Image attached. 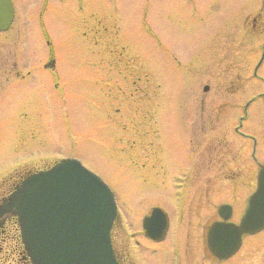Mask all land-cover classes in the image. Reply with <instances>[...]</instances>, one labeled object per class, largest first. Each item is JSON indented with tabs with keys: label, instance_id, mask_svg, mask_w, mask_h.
<instances>
[{
	"label": "rangeland",
	"instance_id": "374dc122",
	"mask_svg": "<svg viewBox=\"0 0 264 264\" xmlns=\"http://www.w3.org/2000/svg\"><path fill=\"white\" fill-rule=\"evenodd\" d=\"M14 6L25 28L38 29L43 9L54 68L43 66L46 46L30 49L22 33L10 53L0 48V93L12 80L0 100V186L32 167L78 159L115 194L113 239L130 252L133 240L146 246L141 220L154 206L180 218L186 200L184 223L199 225L229 203L231 220L240 218L264 162V0ZM31 62V82L14 81ZM219 264H264V228Z\"/></svg>",
	"mask_w": 264,
	"mask_h": 264
},
{
	"label": "water",
	"instance_id": "95a60500",
	"mask_svg": "<svg viewBox=\"0 0 264 264\" xmlns=\"http://www.w3.org/2000/svg\"><path fill=\"white\" fill-rule=\"evenodd\" d=\"M12 17L11 0H0V30L8 27ZM5 208L18 216L33 264H118L109 235L116 215L114 194L76 158L61 159L26 176L8 196ZM219 213L222 220L208 227L207 246L218 258H226L239 248L242 234L264 228V163L239 222L227 221L229 205H221ZM164 218L159 208H153L143 218L145 233L161 235Z\"/></svg>",
	"mask_w": 264,
	"mask_h": 264
},
{
	"label": "flooded vegetation",
	"instance_id": "af4514ba",
	"mask_svg": "<svg viewBox=\"0 0 264 264\" xmlns=\"http://www.w3.org/2000/svg\"><path fill=\"white\" fill-rule=\"evenodd\" d=\"M12 1L14 5V0ZM43 19L44 14L42 9L37 11L36 13V21L39 25L38 29L34 28L32 25H29L25 28V21L24 19L22 20V18L17 16V10L14 6V16L11 24L6 30L0 31V48H5L10 53V46L15 40L14 37L16 36L18 38L19 33H22L24 34V36L22 35V40L26 41L28 46H30V49H34V46L39 45V43H43L46 46V48L48 49V57L46 58L45 63H43V66L45 65L46 67H48V69L53 70L54 41L49 34L48 29L46 28V26H44ZM15 23L16 26H14ZM30 61L33 60L31 59ZM7 62L8 63L5 65L4 70H7L11 66V63L9 61ZM26 65L28 64L25 63V66ZM31 70L32 62L30 63L29 68H25V73L18 76L19 79H15L14 81H20L23 83L31 82V78H33ZM8 72H10V70H8ZM0 77L2 76L0 75ZM3 77H10V74L5 73ZM9 81L11 82V84L6 86L5 88L2 87L4 89L1 90L2 93H0V100L2 99V97L5 98L8 95L9 88H11L12 85V80ZM35 81L37 83L43 82V80L39 78H36ZM51 82H53V86H57L56 81L52 79ZM40 168H43V165L32 167V170L30 169V171H34ZM28 172L29 171H27L26 173ZM182 172L183 174L186 173L184 171ZM25 174L19 175L16 181H12L10 184L8 183L7 186H0V264H32L31 258L25 250L24 244L21 239L17 216L1 208L5 197L13 190L14 186ZM184 175L187 176V174ZM177 199V201L175 200L176 205L180 207V205H182L181 195L177 196ZM186 204L187 201L185 200L181 208L182 210L180 211V218H174L173 216L171 217V215L165 212L167 216V224L165 232L161 237L150 238L141 231L142 237L147 240L145 244L146 246H141L139 243L137 245V241L133 240L131 246L136 249L133 253L135 254V256L132 254L133 248H131L130 252L125 243H122L120 246H116L117 243L114 242L112 235L115 255L119 264H140V260L138 258L139 254L143 257L150 256L157 259L160 263L164 262L165 264H204V258L209 259L208 262L210 261V263L212 264H219L220 261H224L230 258L231 256L224 259L218 258L213 255L206 246L208 226L213 221L221 219L218 213V207L216 209V219L212 218L208 224L206 223L207 225L204 223H200L199 225H197L195 221L191 222L190 218L186 223H184L181 216L183 214V207L185 208ZM232 209L233 207L231 206V216L233 211ZM231 216L229 220H231ZM205 225L206 231L205 233H203ZM183 226H186V228L184 229ZM191 229L194 231H192ZM245 236L246 235L242 236V241L243 237ZM196 247L199 248L196 250ZM143 252L146 254H144Z\"/></svg>",
	"mask_w": 264,
	"mask_h": 264
}]
</instances>
